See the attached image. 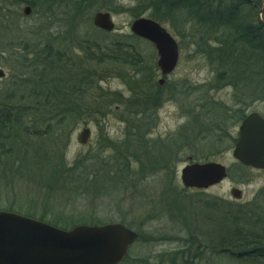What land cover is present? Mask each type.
<instances>
[{
    "label": "rangeland",
    "instance_id": "rangeland-1",
    "mask_svg": "<svg viewBox=\"0 0 264 264\" xmlns=\"http://www.w3.org/2000/svg\"><path fill=\"white\" fill-rule=\"evenodd\" d=\"M74 1L0 0V68L5 72L0 105L7 96L20 95V87L33 89L43 72L44 86L60 85L54 95L61 99H52L75 107L71 112L41 104L35 110L28 98L20 103L26 108L22 127L7 126L0 142L7 151L0 154V210L63 229L122 223L139 237L119 264H242L206 252L199 258L182 222L187 215L194 233L200 229L210 239L215 222L207 203L241 208L264 189V169L244 167L232 153L244 115L264 116V99L246 97L239 81L245 76L255 82L258 75L240 69L236 81L233 74L222 79L229 65L215 35L204 43L201 26L181 13L173 21L156 20L179 45L176 68L163 75L155 45L131 32L135 19H153L149 3L104 0L90 6L78 0L82 6L76 11ZM251 2L244 11L252 5L253 14L264 10V0L260 8ZM99 11L110 12L113 31L94 25ZM43 41L50 47L42 49ZM114 41L123 43L122 56L136 58L134 64L105 58ZM56 52L64 57L63 68L55 62L45 67L43 58ZM44 98L43 103L51 99ZM31 103L34 109L27 108ZM84 128L91 133L82 144L78 135ZM211 161L227 168L223 181L209 188L184 186L182 168ZM233 188L242 191L241 198L232 195Z\"/></svg>",
    "mask_w": 264,
    "mask_h": 264
},
{
    "label": "trees",
    "instance_id": "trees-1",
    "mask_svg": "<svg viewBox=\"0 0 264 264\" xmlns=\"http://www.w3.org/2000/svg\"><path fill=\"white\" fill-rule=\"evenodd\" d=\"M81 1L90 4V6H94L95 4L98 6V2L100 1L106 3L104 0ZM139 1L150 4V7L153 8L151 16L157 21L163 19H170L173 21V18H176V14H185L189 17L187 19H191L201 26L203 32L200 35V39L203 42L205 41L206 36L210 33L215 35V39L219 43L217 47L221 53V58L223 57V59L227 61L226 64L229 65L227 69L228 72L226 74H221V76H223L222 79H224L226 75L228 76V74H233L235 77L232 78V81H236L238 79L236 75L240 69L245 71L249 70L248 74L253 72L258 76L257 81L255 82H252L250 78L245 76L243 80H239L242 82V85L240 84V87H243V89L241 88L242 91L249 93L244 95L246 97L249 95L256 97L259 96L264 99V77H262L264 76V10H261L260 8L261 0H254L260 8L259 12L254 13L255 19H251L254 15L251 11L253 5L250 7L249 12L244 11L246 6L252 4L251 0H237L228 4L224 0ZM16 2L20 4L23 0H16ZM71 5H75L77 11L79 9L78 6H82V3L77 0L71 3ZM99 7L104 8L105 6ZM26 43L27 42H25V46H27ZM42 44L44 45L42 46ZM39 46L45 50L50 47V44L43 41ZM109 50L110 53L106 54L105 58L107 57L108 59L110 57V60L114 59V62L123 61L125 63L134 64V59L136 58H130V60L127 57L125 58L122 56L124 50L122 42L114 41L111 43ZM56 53L57 54H55L54 58L48 53L46 55L47 57L45 56L43 58L45 61L43 62L45 67L49 64L51 65V62H55L60 64L61 69L63 68L62 66L64 65H62V60L64 57H59V52ZM89 60H92V58L90 57ZM237 62L240 63V66L236 64ZM42 73L43 72L38 75L40 78L38 79L39 81L32 82V86H34L33 89H30L29 87H20V89H18V91H21L20 95L16 94L17 96H7L6 104L0 105V131L2 133L0 142L3 140V133L7 126L16 125L15 127H22L21 125L23 123L21 117L26 108L21 106L20 103L24 99L28 98L26 99L27 102H34L36 104L35 110L37 107L40 108L41 104H47L63 111L64 107L68 108L67 104H74H72V102L67 103V101H64L63 103L57 102V100H60L61 98L55 97L54 93L59 91L58 88L60 85H55L56 87L54 86L53 88L50 86H44V80L41 79ZM46 89L48 90L46 91ZM44 91H46V94ZM44 96L45 98L49 96L51 99L47 101L45 100V103H43L42 99ZM52 97L57 100H53ZM243 100L246 101V99ZM12 101L18 103V106H13ZM32 103L31 107L27 108L34 109L32 108ZM71 105H69L70 108L66 110L73 112L75 111V107ZM245 116L246 114L244 117ZM37 119H42V117L37 116ZM45 123L47 126L51 124L50 121L47 120ZM5 152L7 151H5L4 146L0 144V154H5ZM257 196L258 197L253 204L241 208L225 209L220 205L218 206L214 203L210 205L207 203V210H209L207 212H210L211 210L213 214L211 215L210 220L215 222V228L211 231L212 234L210 235V239H207V237L205 238L203 231L200 229L197 231L198 234L197 232L194 233V228L188 223L189 219H187V215H183L184 221L182 224L185 226L191 237L190 244L197 243V249L199 250L197 256L199 258H201L202 254L206 252L212 256L225 255L234 258L238 262H242V264L245 263L243 261L253 262L254 264H264V204H259V198H264V189H261ZM176 204H179V202ZM216 214H218V220L215 221ZM70 228L72 227H65V229Z\"/></svg>",
    "mask_w": 264,
    "mask_h": 264
},
{
    "label": "water",
    "instance_id": "water-1",
    "mask_svg": "<svg viewBox=\"0 0 264 264\" xmlns=\"http://www.w3.org/2000/svg\"><path fill=\"white\" fill-rule=\"evenodd\" d=\"M31 11V6H25L26 15ZM93 23L107 32L115 28L110 12H97ZM131 32L155 45L163 75L176 68L179 45L159 22L140 17L133 21ZM4 76L0 68V78ZM90 133V128H84L78 141L85 144ZM233 156L245 166L264 169L263 115L251 112L242 120ZM226 177L225 165L213 161L191 163L181 170V180L187 188H209ZM232 195L241 198L242 191L233 188ZM138 237L136 231L118 222L63 229L11 210H0V264H119Z\"/></svg>",
    "mask_w": 264,
    "mask_h": 264
}]
</instances>
